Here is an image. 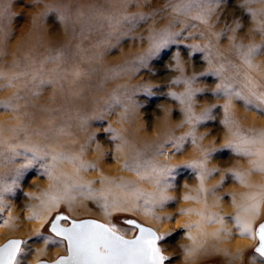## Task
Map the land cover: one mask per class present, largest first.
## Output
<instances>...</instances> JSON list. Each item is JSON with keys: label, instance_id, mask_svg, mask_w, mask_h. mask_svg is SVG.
Instances as JSON below:
<instances>
[{"label": "clouds", "instance_id": "1", "mask_svg": "<svg viewBox=\"0 0 264 264\" xmlns=\"http://www.w3.org/2000/svg\"><path fill=\"white\" fill-rule=\"evenodd\" d=\"M15 4L0 0V180L24 197L2 193L17 234L179 220L161 232L185 230L173 264H264L234 221L264 223V0H28L23 35ZM181 168L195 175L178 186Z\"/></svg>", "mask_w": 264, "mask_h": 264}, {"label": "snow or ice", "instance_id": "2", "mask_svg": "<svg viewBox=\"0 0 264 264\" xmlns=\"http://www.w3.org/2000/svg\"><path fill=\"white\" fill-rule=\"evenodd\" d=\"M173 83L190 84L191 82L176 80ZM169 95L174 100L184 103V96H178L176 93H170ZM189 135L194 142V134L190 133ZM200 178L202 180L203 176ZM13 186L14 181L0 180V214L2 215L7 208L2 193L11 191ZM184 198L186 200L196 199L189 196ZM167 199L168 197L162 196L161 202ZM36 215V213H33V217L29 218H34ZM157 219L161 218L157 217ZM167 219L172 218L168 217ZM234 221L241 235L258 239L259 244L256 251L264 256V223L253 229L251 222L239 215L234 217ZM2 222L7 225L10 223V218L3 219ZM209 222H215V218L209 217ZM65 223L68 226H65ZM129 223L139 233L132 239L125 238L114 226L105 225L96 220H71L69 222L68 217L56 216L49 223L48 232L51 236L44 243L51 244L54 237L66 246L67 255L59 257L55 264H165L168 257L157 246V242L162 240L163 236L152 228L144 227L135 221H129ZM189 239L194 238L189 237ZM23 243L24 241L13 239L0 247V264H19L18 254L22 251L21 245ZM41 264H46V262L42 261Z\"/></svg>", "mask_w": 264, "mask_h": 264}, {"label": "rangeland", "instance_id": "3", "mask_svg": "<svg viewBox=\"0 0 264 264\" xmlns=\"http://www.w3.org/2000/svg\"><path fill=\"white\" fill-rule=\"evenodd\" d=\"M14 10L17 11L18 13H20V15L16 18V22L19 25V34L23 35L25 34L28 29L31 27V18L36 16L37 12L40 11V9L38 8H33L31 5H28V0H16V4L14 5ZM47 19L51 22V20L53 19V15L49 14V16L47 17ZM38 24L42 25V21L37 20ZM166 56L162 57V60L165 59ZM197 59H199V57H197ZM161 75H163V72L160 73ZM165 79H167V77H164ZM207 82L212 83L214 82L213 79L211 77L207 78ZM175 91L179 92L180 91V87L177 85L175 86ZM203 98V97H200ZM173 104L175 103V101L172 102ZM155 105H152V107H154ZM216 112L219 113V108L216 109ZM218 124V121L215 122H209V126H215ZM222 154H218L219 157L221 158H225V156ZM195 173L192 172L191 169H187V168H181L180 170H178L177 174H176V183L179 186V184L184 180V179H192L194 177ZM9 199H15V201L17 203L20 202L21 199H24V197L22 196V194H20L18 189H13L11 190L10 194H9ZM170 206H174V205H170ZM3 219H5V214H1L0 217V225H5L2 221ZM178 221V222H177ZM175 222V225L172 224H165L163 228H161L159 231H157V229L153 228L158 234L161 235V232L167 231L170 227H178L180 221L177 220ZM259 224H257L258 226ZM256 226V227H257ZM48 227L49 225H46L44 230H43V234L39 235V236H51V234H49L48 232ZM133 228V232H132V237L136 234L137 229L133 226H131ZM255 227V228H256ZM185 230L183 229H178L175 233H172L169 236H163L162 240L159 241V247L161 248L162 253L168 257L170 255H175V251L172 254L168 253V250H166V244H170L175 246L178 242L181 236L184 235ZM10 238H19L22 241H24V243L21 245L22 247V251L18 254V260L21 259V254L23 252V250L25 249L29 238L28 236L25 235H12V234H8V233H4V232H0V245L2 243H4L6 240L10 239ZM241 238V234L240 232H237V239ZM27 240V241H26ZM255 241H257V239L255 238ZM65 248V252L63 254H66V246H64ZM44 260H48L46 257L43 258ZM166 264H173L172 260H167L165 261Z\"/></svg>", "mask_w": 264, "mask_h": 264}, {"label": "bare ground", "instance_id": "4", "mask_svg": "<svg viewBox=\"0 0 264 264\" xmlns=\"http://www.w3.org/2000/svg\"><path fill=\"white\" fill-rule=\"evenodd\" d=\"M223 155L226 158L229 155V153L225 152ZM0 217H1V214H0ZM8 218H9L8 215H5V219H8ZM0 232L12 234V235H23V234H17L16 226H15V223L13 222V220H10V223L7 224V225H0ZM185 235H186V233H185ZM28 238H29V241H28L25 249L23 250V252L21 254V259L18 260L19 264H24V262L28 259V256L31 254L32 249L30 248V245L38 244V243H40L42 241H45L46 239L49 238V236H39L38 235L36 237H28ZM254 240H255V238H250V237H248V238H239V239H236V243L251 244V243H253ZM59 242L60 241H59L58 238H54L53 237V242L51 244H49V256L46 257L47 259H50V258H53V257L56 256L57 249H54V247ZM182 242L183 241H179L178 243H182ZM165 246H166L165 248H166V250H168L169 254H172L175 251V247L173 245L166 244ZM62 247H63V250L59 252V256L63 255V253L65 252L64 245Z\"/></svg>", "mask_w": 264, "mask_h": 264}, {"label": "water", "instance_id": "5", "mask_svg": "<svg viewBox=\"0 0 264 264\" xmlns=\"http://www.w3.org/2000/svg\"><path fill=\"white\" fill-rule=\"evenodd\" d=\"M71 221V219H69V222ZM98 222H100V221H98ZM63 223V222H62ZM141 225H143L144 227H148L147 225H144V224H141ZM133 226V225H132ZM134 227V226H133ZM49 228V227H48ZM153 229V228H152ZM154 230V229H153ZM155 231V230H154ZM139 233H138V230L136 231V234L133 236V237H135V236H137ZM132 237V238H133ZM127 238V237H126ZM13 239H18V240H21V239H19V238H10V239H8L7 241H5L2 245H0V247H3L9 240H13ZM22 241V240H21ZM157 246L159 247V241L157 242ZM67 255V253L66 254H63V255H60L59 257H61V256H66ZM45 261H47V260H45ZM166 264V263H165Z\"/></svg>", "mask_w": 264, "mask_h": 264}, {"label": "flooded vegetation", "instance_id": "6", "mask_svg": "<svg viewBox=\"0 0 264 264\" xmlns=\"http://www.w3.org/2000/svg\"><path fill=\"white\" fill-rule=\"evenodd\" d=\"M257 242H258V239H257Z\"/></svg>", "mask_w": 264, "mask_h": 264}]
</instances>
